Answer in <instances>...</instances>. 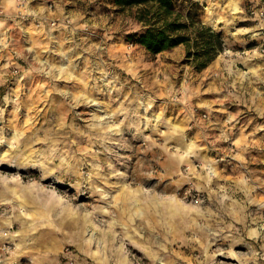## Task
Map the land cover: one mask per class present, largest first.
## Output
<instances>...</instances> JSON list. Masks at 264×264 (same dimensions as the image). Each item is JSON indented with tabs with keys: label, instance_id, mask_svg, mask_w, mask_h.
Masks as SVG:
<instances>
[{
	"label": "rangeland",
	"instance_id": "rangeland-1",
	"mask_svg": "<svg viewBox=\"0 0 264 264\" xmlns=\"http://www.w3.org/2000/svg\"><path fill=\"white\" fill-rule=\"evenodd\" d=\"M1 1L0 264H264V0H195L202 71L111 0Z\"/></svg>",
	"mask_w": 264,
	"mask_h": 264
},
{
	"label": "trees",
	"instance_id": "trees-1",
	"mask_svg": "<svg viewBox=\"0 0 264 264\" xmlns=\"http://www.w3.org/2000/svg\"><path fill=\"white\" fill-rule=\"evenodd\" d=\"M118 11L136 9L144 30L128 40L151 56L184 46L186 61L197 71L209 67L224 52L222 32L201 19L203 5L195 0H111Z\"/></svg>",
	"mask_w": 264,
	"mask_h": 264
},
{
	"label": "built area",
	"instance_id": "built-area-1",
	"mask_svg": "<svg viewBox=\"0 0 264 264\" xmlns=\"http://www.w3.org/2000/svg\"><path fill=\"white\" fill-rule=\"evenodd\" d=\"M67 257L69 258L70 262L69 264H77L78 262V254H76L75 252L71 251V250H67Z\"/></svg>",
	"mask_w": 264,
	"mask_h": 264
},
{
	"label": "crops",
	"instance_id": "crops-1",
	"mask_svg": "<svg viewBox=\"0 0 264 264\" xmlns=\"http://www.w3.org/2000/svg\"><path fill=\"white\" fill-rule=\"evenodd\" d=\"M46 1H47V0H46ZM2 2H3V1H1L0 8L3 7ZM61 5H62L63 7H66V8H67L68 5H69V1H68V0H64V1L61 3ZM56 12H58V9H57V10H52L50 13H48V16L55 15ZM122 259H123V257H122Z\"/></svg>",
	"mask_w": 264,
	"mask_h": 264
}]
</instances>
